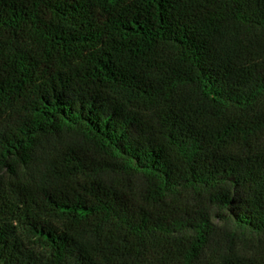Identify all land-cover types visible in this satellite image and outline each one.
<instances>
[{"label": "trees", "instance_id": "1", "mask_svg": "<svg viewBox=\"0 0 264 264\" xmlns=\"http://www.w3.org/2000/svg\"><path fill=\"white\" fill-rule=\"evenodd\" d=\"M0 264H264V0H0Z\"/></svg>", "mask_w": 264, "mask_h": 264}]
</instances>
